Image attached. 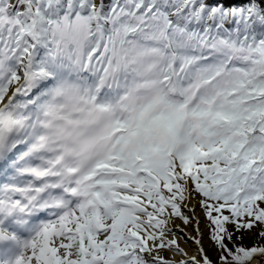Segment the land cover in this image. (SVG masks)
Segmentation results:
<instances>
[{"label": "snow or ice", "instance_id": "1", "mask_svg": "<svg viewBox=\"0 0 264 264\" xmlns=\"http://www.w3.org/2000/svg\"><path fill=\"white\" fill-rule=\"evenodd\" d=\"M0 177V264H264V0H0Z\"/></svg>", "mask_w": 264, "mask_h": 264}, {"label": "rangeland", "instance_id": "2", "mask_svg": "<svg viewBox=\"0 0 264 264\" xmlns=\"http://www.w3.org/2000/svg\"><path fill=\"white\" fill-rule=\"evenodd\" d=\"M199 199H200V197H197L196 200H194V202L197 205V208H195V211L197 210V214L200 216V219H199L200 231H203V237L206 239V243L203 244V246L206 249V251L208 252V255L210 256V258L215 262L217 260V253L213 249V244H212V242L210 240V237H209V228H208V223L209 222L205 218L203 209L198 204ZM224 214L227 215L228 213L225 212ZM173 223H175L179 228L182 226V227L187 228V230L189 232L191 231L192 223H190L188 225H185L183 223V221L180 220L179 218H173ZM170 239H176V237L171 236ZM176 240H177V243L180 246L179 240L178 239H176ZM254 242H255V234H253L252 236H247L246 235L245 238L242 241V243L245 246H247V247H251ZM261 243H264V241H261Z\"/></svg>", "mask_w": 264, "mask_h": 264}, {"label": "bare ground", "instance_id": "3", "mask_svg": "<svg viewBox=\"0 0 264 264\" xmlns=\"http://www.w3.org/2000/svg\"><path fill=\"white\" fill-rule=\"evenodd\" d=\"M192 205H194L195 208H197V205L194 201H192ZM187 211H188V213H187L188 216H193V213L189 209H187ZM195 218H197L198 220L200 219V216L197 214V210L195 211ZM170 226L176 230V234L174 237H176V239L179 240L180 247L182 249L186 250L189 253V255H194L196 252L197 245L194 243V241H193V239H191V237L197 235L195 230H194L195 229V223L194 222L192 223L191 231H190L191 233L187 230V228H183V227L179 228L178 226H176L175 223H172ZM200 232L202 233V237H201L202 244H205L206 239L203 237V231H200ZM170 238H171V236L169 237V239ZM177 259H179V257H177Z\"/></svg>", "mask_w": 264, "mask_h": 264}]
</instances>
